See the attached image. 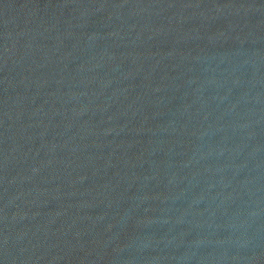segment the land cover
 Segmentation results:
<instances>
[{"label": "water", "instance_id": "95a60500", "mask_svg": "<svg viewBox=\"0 0 264 264\" xmlns=\"http://www.w3.org/2000/svg\"><path fill=\"white\" fill-rule=\"evenodd\" d=\"M0 264H264V0H0Z\"/></svg>", "mask_w": 264, "mask_h": 264}]
</instances>
